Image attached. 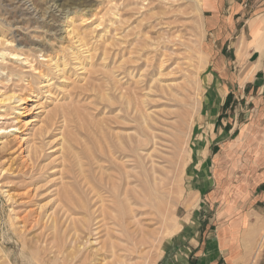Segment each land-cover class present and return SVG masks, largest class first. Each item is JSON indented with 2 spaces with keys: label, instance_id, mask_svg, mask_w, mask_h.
<instances>
[{
  "label": "rangeland",
  "instance_id": "374dc122",
  "mask_svg": "<svg viewBox=\"0 0 264 264\" xmlns=\"http://www.w3.org/2000/svg\"><path fill=\"white\" fill-rule=\"evenodd\" d=\"M54 2L0 0V264H264V0Z\"/></svg>",
  "mask_w": 264,
  "mask_h": 264
},
{
  "label": "crops",
  "instance_id": "0c3cea01",
  "mask_svg": "<svg viewBox=\"0 0 264 264\" xmlns=\"http://www.w3.org/2000/svg\"><path fill=\"white\" fill-rule=\"evenodd\" d=\"M210 5V4H209ZM215 6V5H214ZM233 9H234V6H233ZM229 13H227L228 15ZM207 24L212 27V29L214 30V35H215V40L218 41V44L222 50V47H223V40L225 38L228 39V36L230 35V31L228 30L231 26V23H230V18L227 17L226 15H223L222 17H220L219 15H211V18H208L207 19ZM258 25V24H257ZM261 26L260 27H256L259 29V36L254 38V46L255 47H259L260 50H262V44L264 42V25L263 24H260ZM239 46L238 47V51H242V50H246L247 47L244 46V43L241 41V38H240V41H239ZM243 45V46H242ZM248 49V48H247ZM256 51V50H255ZM263 51V50H262ZM258 52L259 53V65L261 67V71L264 72V51L263 52ZM224 59V57H222ZM220 59L217 63V67H219V71H223L225 65H227V62L226 60L224 59ZM258 62V59L256 60V64ZM259 79H257L256 81V85L260 86L259 89H256L257 91V95H256V98L258 97L259 100H262L264 98V73L263 75H260V77H258ZM263 78V79H262ZM243 83H245L243 81ZM252 83V82H250ZM245 84H248L245 83ZM247 89L249 90H246L248 92L251 91L250 87L248 86ZM226 95V94H225ZM259 103V102H258ZM264 102L263 104H259V106L257 107V109H254L255 110V114H254V118L256 119L255 122H252L253 125H250L249 127H256L257 129H259V131L261 132V145L264 147ZM246 156L248 158V160H251L253 158V160L255 162H257L258 160L261 161V162H264V150L260 151L259 149H257L256 151L252 152V150H248L246 149ZM257 152V153H255ZM250 162V161H248ZM264 167L262 166V168H259L255 171L254 173V177H250L251 175V172L244 174V177L242 178L241 181H238L236 182L237 183V191L236 189L235 190H232L231 192L227 191L225 193H223V196L222 198H224V200H227V202L229 203L227 205L229 211H233V208H234V204L243 198V196H247L249 194H251V192L254 190L257 189V187L264 183ZM234 183V184H236ZM264 197V194H260V197L259 198H263ZM218 199V197L216 198ZM258 199V198H257ZM245 200V199H244ZM231 204V206H229ZM237 236L235 235H220L217 237V241L215 243H217V252H216V256L218 255L219 257H227V256H231L232 253H234V251L232 250V248L229 246V245H226V244H230V243H236L237 242ZM205 243H207V246H209L210 244H213L212 243V240H206ZM207 257L205 256H201L200 259L198 260V264H204V260L206 259Z\"/></svg>",
  "mask_w": 264,
  "mask_h": 264
},
{
  "label": "bare ground",
  "instance_id": "6f19581e",
  "mask_svg": "<svg viewBox=\"0 0 264 264\" xmlns=\"http://www.w3.org/2000/svg\"><path fill=\"white\" fill-rule=\"evenodd\" d=\"M53 3V5L55 6V9L57 8L58 9V12H62V10H63V8L61 7V5H57L55 2H54V0H51ZM51 4V5H52ZM50 5V6H51ZM11 55V54H10ZM9 55V56H10ZM13 58H14V56H13ZM16 58V57H15ZM3 96V94L0 92V104L1 103H5V102H7V101H5L6 99L5 98H1ZM7 98V97H6ZM8 99V98H7ZM10 99V98H9ZM9 101V100H8ZM19 102H21L22 100L21 99H19L18 100ZM11 103V102H10ZM7 104V103H6ZM13 109V108H12ZM66 194V193H65ZM69 193H68V197H69ZM171 226L174 228V229H177V224H176V221L174 220V219H171ZM169 235V234H168Z\"/></svg>",
  "mask_w": 264,
  "mask_h": 264
}]
</instances>
